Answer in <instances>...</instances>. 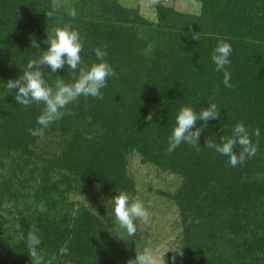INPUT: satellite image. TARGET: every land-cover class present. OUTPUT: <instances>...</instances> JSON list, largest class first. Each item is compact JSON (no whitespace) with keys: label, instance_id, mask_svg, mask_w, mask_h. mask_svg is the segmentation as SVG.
Wrapping results in <instances>:
<instances>
[{"label":"trees","instance_id":"trees-1","mask_svg":"<svg viewBox=\"0 0 264 264\" xmlns=\"http://www.w3.org/2000/svg\"><path fill=\"white\" fill-rule=\"evenodd\" d=\"M50 1L0 0V209L4 199L22 198L27 216L20 212L21 228L12 241L0 228V264H32L23 240L33 228L41 235L42 249L49 256L57 254L56 264H131L135 254L113 241L94 214L86 208L73 213L63 204L69 187L82 189L87 182L117 193L131 189L118 161L126 147L142 150L146 158L162 161L182 176L175 194L183 212L181 264H264V0H199L198 14L159 5L157 25L142 32L146 38L132 29L143 19L118 4L111 17L100 15L96 22L62 13L49 18L47 26H52L36 34L37 12L49 9ZM10 23H15L11 29ZM65 23L81 34L83 64L96 62L93 49L102 48L117 77L102 89L103 100L80 97L67 106L71 115L59 128L66 146L45 160L34 153L37 136L28 131L40 127L36 118L44 106L17 104L18 87L7 90L6 85L10 78L23 83L24 72L37 68L49 84L72 82L77 74L67 65L54 73L39 62L26 68L47 51V31ZM21 30H28L30 37ZM144 40L153 44L147 51ZM220 41L233 49L227 66L231 88L223 85V74L211 61ZM208 103L220 108V118L197 120L190 130H199V150L181 144L168 153L177 110L191 105L199 111ZM149 114L157 123L154 129L144 124ZM238 122L248 129L257 152L232 167L228 157L206 142L228 137ZM257 128L260 135H251ZM101 131L110 141L97 146L96 133ZM240 150L233 149L236 154ZM27 187L34 189L35 205L25 201ZM63 246L69 256L58 255Z\"/></svg>","mask_w":264,"mask_h":264},{"label":"clouds","instance_id":"clouds-1","mask_svg":"<svg viewBox=\"0 0 264 264\" xmlns=\"http://www.w3.org/2000/svg\"><path fill=\"white\" fill-rule=\"evenodd\" d=\"M50 15V14H49ZM68 16L75 19L77 11L70 8ZM197 40L198 38L194 36ZM81 34L71 23H65L53 30V35L49 38L48 48L38 59L28 62L26 68H32L37 62L46 64L54 73L57 69L67 65L73 73L71 83L64 80H56L54 84H49L42 77L40 70L25 71L20 80H10L7 82V90L18 87L15 94L17 104L25 108L32 104H42L44 107L36 118V124L40 128H30L29 134L32 136L42 135L41 129L48 128L51 124L59 121L65 115H71L66 111L67 106L78 101L80 97H92L97 100H103L102 89L107 87L110 78H116L117 73L110 63L105 59L108 55L102 48L93 49L96 62L91 65L83 64L81 53L83 51ZM233 49L230 43L220 41L211 54V61L215 65V71L223 74L222 83L226 88H231V72L228 67L231 64V55ZM210 118H220V108L215 103H208V107L199 111L191 105L181 106L174 118V127L167 139V152L172 153L181 144L193 145L197 150L201 147L197 143L199 130L190 131L197 120L206 122ZM147 120H152V114L147 116ZM251 135L259 136L260 130H253ZM206 146L213 149L217 154L228 157V162L232 167L243 164L246 158L254 156L257 152V145L251 141L250 134L242 122H238L231 129L228 137H221L219 142L208 141ZM240 147L238 154L234 153V147ZM113 205L112 214L116 225L123 234L129 238L135 237L138 232L137 221L145 226L152 223V214L139 198L133 197L127 191L116 192L111 198ZM23 243L27 247L32 264H56L57 254L48 255L42 249V238L38 230L33 228L29 231ZM173 254L169 256L168 261L164 259L166 250H159L152 246L151 242L137 252L135 258L130 260L131 264H178L177 257L183 258L182 247L172 250ZM59 256H69L70 251L67 246L58 250Z\"/></svg>","mask_w":264,"mask_h":264},{"label":"rangeland","instance_id":"rangeland-1","mask_svg":"<svg viewBox=\"0 0 264 264\" xmlns=\"http://www.w3.org/2000/svg\"><path fill=\"white\" fill-rule=\"evenodd\" d=\"M114 4L134 10L143 19L138 24L132 25V29L134 28L136 34L140 36H143L142 32L148 33L149 29H153L157 25V8L159 5H164L173 8L177 12L187 14H198L201 7L199 0H51L49 9L37 12L40 20L34 33H44L46 29L52 26H47L49 18L55 19L57 15L60 16L62 13L64 15L68 13L70 8H75L79 17L84 22L89 23V20L98 21L100 15L108 17ZM105 10L107 11L106 15L104 14ZM14 24L10 23L8 27L11 29ZM23 33L29 37L31 35L28 30L24 32L21 30L20 34ZM25 35L19 37L24 43H29V39H25ZM52 35L53 30L51 32L47 31L45 36L49 39ZM143 37L146 38V36ZM142 46L147 51L153 44L150 40H144ZM0 65H2L1 62ZM10 79L13 80V78ZM138 110V116H142V113ZM66 118H68V115L51 124L48 128L41 129L42 135L37 136V140L33 145V151L36 155H40L42 159L46 160L57 155L65 148L66 143H63L61 140L62 130L59 128ZM144 119L147 118L145 117ZM144 124L153 129L157 125L154 121H145ZM96 140L100 143L97 146L104 145L110 141L102 131L96 133ZM146 157L142 150L139 151L136 147H126L118 156V161L130 181V186H132L127 192L133 197L142 200L152 214V223L150 225L145 226L142 222L137 221L138 232L135 237H127L116 225L112 214L113 205L111 202V198L116 195V192L107 190L98 184L87 182L82 189L77 190L74 187H69V190L65 191L63 195V197H66L65 201L67 202L63 204L66 207L70 205L71 212L73 213L81 208H86L104 225L106 234L113 241L130 250L133 254L136 255V251H141L143 247L151 242L153 247L159 250H166L164 259L168 261L169 256L173 254L172 250L182 247V251L184 252L183 212L181 205L175 198L177 189L182 183V176L177 171L167 168L161 163L162 161L157 163ZM2 170V172H5L6 168ZM23 173L27 176L29 171L25 170ZM26 189L30 193L25 201L27 204H33L34 195L32 194L34 189L30 190L29 187ZM24 206L22 198H18L17 201L4 199L1 205V234L8 240L12 241L19 235L21 228L19 222L20 215L23 214L25 218L27 217L26 210H23ZM177 261L178 264H181L180 257H177Z\"/></svg>","mask_w":264,"mask_h":264}]
</instances>
